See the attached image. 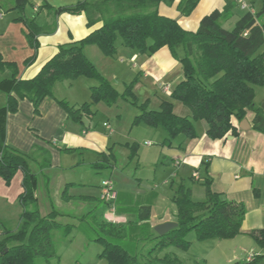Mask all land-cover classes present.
Instances as JSON below:
<instances>
[{"label":"crops","instance_id":"0c3cea01","mask_svg":"<svg viewBox=\"0 0 264 264\" xmlns=\"http://www.w3.org/2000/svg\"><path fill=\"white\" fill-rule=\"evenodd\" d=\"M79 1L83 0H29L23 15L27 19H34L42 30L37 36L39 48L36 58L27 64L35 49L29 42L26 23L17 20L22 13L16 8L15 0H0V13L4 14L0 19V54L3 60L17 64L19 78H33L59 51V46L78 42L103 25V21L89 25L85 13H56V9L76 5ZM180 1L175 0L172 5L162 2L159 12L176 19L183 28L190 31H196L202 18L214 10L223 13L222 24L230 29L245 13L240 9L237 0H200L194 11L185 16L179 11ZM252 4L256 12L261 8V0H252ZM84 52L121 94L127 85L135 82L133 93L139 104L149 101V108L156 110L163 101H171L177 115L189 116L188 108L171 98L172 91L184 77L181 63L168 46L152 55L127 48L121 43L113 57L104 55L96 45L85 46ZM179 54H183L182 49H179ZM7 75L8 73L0 75V79ZM59 85L64 89L70 88L69 95H57ZM94 85L96 82L86 77L58 83L55 97L43 100L39 114L35 113L29 99H21L18 111L7 115L5 143L35 156L34 160H30V165L38 176L37 202L31 207H37L41 195L45 199H51V188L58 183L57 187L62 193L68 184H73L69 192L73 198L65 200L61 194L63 200L67 203L90 202V208L94 210L91 200L99 201L101 183H98L95 191L80 193L75 192L74 187L85 183L68 181L64 176L80 168H100L99 164L105 160L109 165L105 169L116 170L122 175L119 182L114 179L118 191L117 226H123L124 231L128 228L130 234L140 232L145 238L157 242V225L178 222L177 207L173 201L178 186H191L194 199L195 185L202 184L207 177L212 180V189L215 192L221 193L227 200L244 203L247 211L239 235L230 239L203 241L198 240L195 235L189 240V249L183 250L186 258L195 264H234L261 256L259 264H264V246L251 235L254 231L264 229V133L253 128L254 112L250 110L245 118L249 129L243 130L240 127L241 122L235 121L238 127L236 136L229 133L224 138L212 139L207 134V122L200 120L195 123L197 137L188 138L181 134L173 142H169L164 129L134 124L135 117L140 113L136 105H133L127 125L118 124L113 115L96 120L100 109L107 114L111 113L110 109L119 100L113 105L104 102L93 104L92 114L85 115L82 121L73 120L58 99L80 106L90 102L91 88ZM263 100L264 86L257 87L255 101L260 104ZM5 103L6 94L0 91V107ZM114 111L112 114L116 113L121 123L123 111L119 108ZM104 122L109 123L112 132L104 126ZM149 136L157 139V147H153L155 142L147 140ZM229 136L233 138L230 139ZM132 145L137 146L133 158L129 147ZM45 151L49 153L50 166L41 167ZM120 155L123 163L118 169ZM129 166L134 168L135 173L123 178L124 171ZM195 172L200 174V179L193 176ZM23 178L21 170L10 185H6L0 178V210L7 211L4 218L11 220V208L21 205L18 198L24 191ZM205 199L206 196L202 201ZM52 203L50 208L53 209ZM145 205L151 207L149 219L140 218L139 208ZM58 211L67 218H78L59 209ZM17 214L21 223L22 211ZM86 215L87 213L82 215L83 219ZM4 222L0 219V235L8 231L3 229ZM124 234L126 236L125 232Z\"/></svg>","mask_w":264,"mask_h":264},{"label":"trees","instance_id":"16d2710c","mask_svg":"<svg viewBox=\"0 0 264 264\" xmlns=\"http://www.w3.org/2000/svg\"><path fill=\"white\" fill-rule=\"evenodd\" d=\"M199 1L181 0L179 11L188 16ZM15 2L22 13L17 20L26 23L29 42L35 49L34 55L27 60L29 64L36 58L39 48L37 36L42 28L34 19L23 15L29 0ZM162 2L172 5L175 0H83L76 5L56 9V13H85L89 25L97 21H103V25L78 42L59 46V51L30 79L19 78L17 64L3 60L0 54V75L8 73L0 79V91L6 94V103L0 107V178L10 185L18 171L24 174V191L18 198L24 208L22 220L17 230L3 235L0 264H39L40 258L49 262L58 257L55 232L62 233L61 240L68 236L70 229L69 224L59 221L65 215L57 209L42 215L38 209L31 208L37 202L38 176L30 165L35 156L5 143L7 115L18 111L21 99H29L35 113L39 114L43 100L55 97L58 83L86 77L96 82L91 88L90 102L75 106L58 99L75 121H82L85 115L92 114L93 104L104 102L113 105L120 97H126L140 110L134 124L164 129L169 142L181 134L188 138L197 137L195 123L200 120L207 122V134L212 139L224 138L229 133L236 136L238 127L235 121L242 122L250 110L255 114L253 128L264 133V100L260 104L255 101L256 88L264 86V0H261V8L256 14L245 12L231 29L222 24L223 13L214 10L202 18L196 31L187 30L176 19L160 14ZM119 43L148 55L165 46L170 48L181 63L184 77L172 91L171 98L183 103L190 112L189 116L177 115L171 101H163L156 110L149 108V101L139 104L133 93L135 82L127 85L121 94L84 52L85 46L96 45L104 55L113 57ZM179 49L183 50L182 55ZM129 147L133 158L137 146ZM104 161L99 164L100 168L109 167ZM47 166H50V156L45 151L41 167ZM202 184L206 191L204 201L193 199L191 186H178L173 197L178 226L163 236H157V243L150 254L170 246L189 249L190 241L186 236L192 231L200 241L230 239L241 233L247 211L245 204L227 200L215 192L210 178L206 177ZM71 186L73 184H68L63 190L65 200L73 198L69 194ZM139 213L141 219H149L151 207L141 206ZM99 227L102 234L96 241L103 246L100 256L106 258L108 264H143L138 256L131 255L116 243L125 237L123 226L103 221ZM251 235L264 246V229ZM261 259V256H256L234 264H259ZM156 261L184 264L177 256L170 255L157 257Z\"/></svg>","mask_w":264,"mask_h":264},{"label":"rangeland","instance_id":"374dc122","mask_svg":"<svg viewBox=\"0 0 264 264\" xmlns=\"http://www.w3.org/2000/svg\"><path fill=\"white\" fill-rule=\"evenodd\" d=\"M70 90L71 89L68 87H65L64 89L62 85H59L58 89L56 90V94L61 96L62 93L64 97L69 95ZM117 108L123 111V121L121 123L119 122L120 117L116 113L115 115L112 114L115 112L114 109ZM133 108L134 107L131 99L120 97L119 103L113 106L112 109H110V111H112L111 113L107 114L103 109H100L96 120L113 115L115 121L118 124H121V126H124L129 123V117L132 115ZM147 140L153 143L155 142L153 147L158 146V144L156 143L157 139L154 138V136H149ZM121 158L122 155H120L119 158L118 169L119 166L123 163ZM124 173L125 174L123 178L131 176L135 173L134 168L132 166H129L125 169ZM109 177H111L113 180L115 179L116 182H119L120 178L122 179V175L118 174V171L98 167H90L89 169L80 168L74 172L66 173L64 176V178L68 179V181H77V183H80V181H82L81 183H85V185H77L74 187L75 192L80 193H87L90 190L95 191L98 183H102ZM57 184L58 183L53 184L51 188V199H45L43 195L40 196L39 204L37 205L40 213L42 215L48 214L52 209L50 207L51 203L53 202V208L57 210L59 209L65 213L73 214L76 217L78 216V218H74L71 216L69 218L65 217L64 219L60 218L59 221L62 224L70 225L68 236L60 240L59 238H62V233L60 231H56L55 241L58 257H55L49 262L40 258L38 259L39 264H108L107 259L100 256V253L103 251V246L101 245V243L96 241V238L102 234L99 223H102L103 221L109 222L108 220L110 216L108 217V215L110 214V212L108 206L100 200H91L94 210L90 208V202H86V204L76 203L75 201L67 203L65 200H63L64 198L62 199V192H60ZM195 187L196 193L194 200L202 201L206 196L205 187L200 183H197ZM70 189L71 188H69V192ZM79 204L81 205L79 206ZM37 207L34 206L31 208L35 209ZM20 210L23 212V207L21 205H17L16 207L11 208V220L7 217L4 218V215L7 211L0 210V219L2 221H5L4 226L2 225L3 229H6L8 231L17 230L20 223L17 212ZM85 213H87V215L83 219L82 215H84ZM124 232L126 233V236L123 239L116 240V243L121 244L125 249L129 251L131 255L138 256L140 262L143 264H168L156 261L157 257L162 258L165 255H170L172 257L177 256L180 260L183 261L184 264H195V262H191L186 258V254L182 249L176 246H170L166 248V250L164 249L163 252L156 251L153 254H150L149 251L153 247H155L157 243L155 242V240L145 238V236H143L140 232L138 234H130L128 232V228H126ZM195 235L196 232L192 231L186 236V239L190 240ZM3 237V235H0V241Z\"/></svg>","mask_w":264,"mask_h":264},{"label":"built area","instance_id":"2783aa9c","mask_svg":"<svg viewBox=\"0 0 264 264\" xmlns=\"http://www.w3.org/2000/svg\"><path fill=\"white\" fill-rule=\"evenodd\" d=\"M239 7L241 10L245 12H250L252 14H256V9L254 8L252 4V0H237ZM4 16L3 13H0V19H2ZM166 90H168V86H166ZM104 126L107 127L111 132L113 131L110 128V125L108 122H104ZM193 176L196 179H200V174L198 172H195ZM101 191H100V199L108 206L110 214L109 222H111L114 225H118L119 221L116 219L117 215V207H116V201L118 198V191L115 186V182L113 179L108 178L105 179L101 183ZM2 231L1 225H0V232Z\"/></svg>","mask_w":264,"mask_h":264},{"label":"water","instance_id":"95a60500","mask_svg":"<svg viewBox=\"0 0 264 264\" xmlns=\"http://www.w3.org/2000/svg\"><path fill=\"white\" fill-rule=\"evenodd\" d=\"M247 120L244 119L241 124H240V127L243 129V130H246V129H249L250 126L248 125L247 126ZM246 125V126H245ZM229 138H233L232 136H229ZM178 226V223L177 222H165V223H162V224H159L155 227V231L158 233V235L160 236H163L165 234H167L168 232H170L172 229L176 228Z\"/></svg>","mask_w":264,"mask_h":264}]
</instances>
